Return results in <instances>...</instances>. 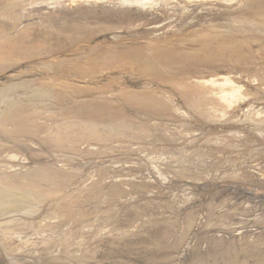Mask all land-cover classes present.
I'll return each instance as SVG.
<instances>
[{
	"label": "rangeland",
	"instance_id": "374dc122",
	"mask_svg": "<svg viewBox=\"0 0 264 264\" xmlns=\"http://www.w3.org/2000/svg\"><path fill=\"white\" fill-rule=\"evenodd\" d=\"M0 45V264H264V0H0Z\"/></svg>",
	"mask_w": 264,
	"mask_h": 264
},
{
	"label": "bare ground",
	"instance_id": "6f19581e",
	"mask_svg": "<svg viewBox=\"0 0 264 264\" xmlns=\"http://www.w3.org/2000/svg\"><path fill=\"white\" fill-rule=\"evenodd\" d=\"M123 1H128V0H123ZM143 5H146V4H143ZM213 38H214V36H212V34L209 31H208V34L207 33L196 34L193 37V39L187 40L186 44L188 45V42L190 44H192L191 42H193L194 44L195 43L197 45L199 44V48H197V47L191 48L188 46V47H184L182 50L180 49V51H176L177 49L175 50L177 45L175 47L166 48L169 50V54L161 56L164 59L158 60V63H159V65L165 67V69L168 72H170L173 70V68L180 67V59L181 60H188V58L194 57L193 56L194 54H198V53L202 52L204 48H208V49L210 48V52H211V43H213V40H214ZM16 40L19 41V43L22 42V39H16ZM14 41H15V39H12L10 41V43H13ZM6 49H7L6 46L0 45V50H6ZM190 55H192V56H190ZM128 57L130 58V64H132L133 66L139 65L142 68H144V70H148L151 67V62L147 56L138 55L135 53L128 52ZM207 59H210V58L208 57ZM173 60H178L179 64L173 62ZM48 173H49V171H48ZM9 211L10 210L5 209V212H9Z\"/></svg>",
	"mask_w": 264,
	"mask_h": 264
}]
</instances>
